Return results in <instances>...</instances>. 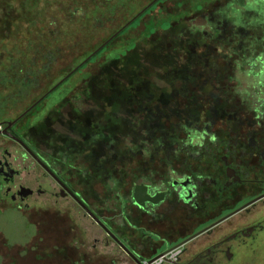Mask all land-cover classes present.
<instances>
[{
	"label": "rangeland",
	"instance_id": "1",
	"mask_svg": "<svg viewBox=\"0 0 264 264\" xmlns=\"http://www.w3.org/2000/svg\"><path fill=\"white\" fill-rule=\"evenodd\" d=\"M102 2L0 0L3 9L0 19H5L0 20V101L10 109L1 113V119L13 120L70 74L35 111L21 120L18 129L25 137H42L44 143L50 142L49 138L54 140L56 136L64 137L67 133L74 140V148L78 147L77 143H81L80 154H74V159L68 162L69 178L73 179L71 184L84 193L88 207L107 226L112 227L114 223L119 225L123 222L118 196L123 201V218L128 225L131 221L129 199L132 161L193 158L186 154L187 151H180L182 155L178 151L176 155L166 153H173L169 151L170 148L182 147L183 150L186 143L198 142L192 134L199 128L227 127L231 111L244 110L246 96L264 94V86L259 90L257 81L247 77L245 68L248 62L239 57L237 50L235 52L227 44L218 43L215 48L218 77L215 85L201 86L196 92L189 89L188 95H185L187 90L177 85L175 92L179 97L169 106V109L175 108L176 102L182 115L187 116L183 109L186 102L184 96L191 98L194 91L193 113L190 111V114L198 111L196 126L192 120L190 124L185 119L163 120L160 121L165 132L163 144H155L152 139L145 138L147 144L140 149H126L121 144L130 142L132 138L121 134L124 129L130 130L136 139H140V135L146 136L143 132L132 131H138L133 126L143 119L141 114L134 112L136 109L138 111L139 105L135 103L132 106L133 117L116 112V118L119 119L111 127L112 134H120L117 135L120 142L114 149V153L116 150L118 154L112 158L108 147L93 152L90 143L91 125L97 132L104 130V133L108 125L105 118L108 113L105 99L108 92L101 74L105 65L135 48L152 49V42L159 38L163 41L164 35L183 27L192 26L207 31L210 21L205 18L216 9L222 10L224 14L232 13V6L243 11L251 9V16L257 11V6H251L253 4L249 0H164L163 4L151 8L141 19L128 24L107 21V16L101 17V14H106L101 7ZM134 2L135 6L131 8L135 14L144 8L147 1ZM29 4H33L32 12H29ZM94 4L98 5L96 9ZM126 24L128 27L117 34ZM107 41L102 50L75 70ZM251 53L252 58L258 54L255 51ZM256 69L258 71L260 66H256ZM261 83L264 84V81ZM11 95L22 97L13 99ZM211 98H216L213 104L210 103ZM141 105L150 107L143 100ZM36 122L41 124L37 131L34 128ZM150 122L148 119L146 124ZM64 123L79 132L74 135L70 129L64 128ZM84 138L89 143V158L87 153H82ZM3 150L12 154L21 151L7 138L0 137V156ZM17 163L14 162L13 167L19 175L14 178L9 195L5 194L6 186L0 180V264H127L120 263L125 259L121 258L103 230L90 217L72 200L59 198V188L47 176L41 182V189L46 193L37 196L38 188L34 180L37 173L32 169L31 160ZM19 186L32 190L33 195L22 201L19 198L12 201L10 195L15 194ZM106 242L107 248L104 246Z\"/></svg>",
	"mask_w": 264,
	"mask_h": 264
},
{
	"label": "flooded vegetation",
	"instance_id": "2",
	"mask_svg": "<svg viewBox=\"0 0 264 264\" xmlns=\"http://www.w3.org/2000/svg\"><path fill=\"white\" fill-rule=\"evenodd\" d=\"M102 1L101 7L106 14L101 17L132 24L164 0H145L144 8L135 14L131 7L135 6L134 1L140 0ZM249 2L257 6L252 16L251 9L243 11L239 7L233 9L234 6L230 14L220 9L212 13H215L217 30L221 27L219 23L229 21L231 36L225 44L247 60V77L257 81L261 90L264 86L261 83L264 81V0ZM254 51L258 54L252 58L250 55ZM256 66H260L258 71ZM50 92L9 121L1 119V113L10 109L0 101V137L7 138L21 150L17 154L3 150L0 156V180L6 186V195L11 193L10 186L19 175L13 167L14 162L21 164L29 159L37 173L34 179L37 196L46 193L41 189V182L47 176L59 188V198L72 200L88 217L87 210L98 219L101 224L90 217L125 259L120 263L264 264L263 93L246 96L244 110L231 111L227 127L199 128L192 134L198 142L186 143L183 150L182 147L170 148L173 153H166L176 155L178 151L182 155L180 151H187L186 154L193 158L133 161L129 199L131 221L128 225L123 218V201L118 196L123 222L111 227L88 207L84 193L71 184L68 162L74 159V154H80L81 143L74 148V140L68 133L44 143L42 137H25L18 129L21 120L35 111ZM40 127L41 124H34L36 131ZM64 128L74 135L79 132L66 123ZM85 141L82 153H87L89 158V143ZM21 188L19 186L18 191L10 195L12 201L17 198L22 201L33 195L31 190L23 196ZM104 246L107 248L108 242Z\"/></svg>",
	"mask_w": 264,
	"mask_h": 264
},
{
	"label": "trees",
	"instance_id": "3",
	"mask_svg": "<svg viewBox=\"0 0 264 264\" xmlns=\"http://www.w3.org/2000/svg\"><path fill=\"white\" fill-rule=\"evenodd\" d=\"M29 6V12H32L33 4H29ZM153 7L155 6L151 8ZM0 9V15L2 16V6ZM0 20L4 21L5 19L1 17ZM205 20L210 21L207 31L201 30V28L198 30L192 26L183 27L173 33L164 35L163 38L161 37L164 39L163 41L159 38L152 42V49L135 48L129 54L110 61L102 68L101 74L106 82L104 87L108 92L105 98L108 108L105 118L108 125L105 133L104 130L97 132L94 126L91 125L90 143L93 152L103 151L101 147H108L112 158L118 154L116 150L114 153V149L120 142L117 136H120V134H112L111 127L115 126L114 124L119 119L116 118L118 116L116 112L132 116V106L135 103L139 105L138 111L136 109L134 112L141 114L143 119L141 118L138 124L133 126L138 128V131H132L143 132L146 136L140 135L139 138H141L136 139L130 130L124 129L121 134L123 136L130 135L133 139L125 144L121 142V145L126 149L132 147L140 149L142 145L147 144V141H144L145 138L152 139L155 144H163L165 142V132L163 122L161 124L160 121L176 118L185 119L188 124L192 120V124L197 125L198 111L195 110L193 115L190 114V111L193 113V110H191L193 92L202 88L201 86L210 87L215 85L218 79L215 48L218 43L224 45L231 36L228 20L219 23L220 30L216 29L215 13H210ZM166 44L168 47H166ZM158 83H161V85H158ZM177 85L180 86L179 88L187 90L185 95L190 94L189 89L194 90L191 93V98L184 96L186 102L183 109L187 116L182 115V110L178 109L176 102L174 103L175 108L169 109V106L173 105V101L179 97L175 92ZM211 96L214 97L215 95L211 94ZM142 100L147 102L150 107H142ZM214 101H216V98L215 100L211 98L210 103L213 104ZM152 115L154 117H150ZM148 119L151 122L146 124ZM227 124L229 125V122Z\"/></svg>",
	"mask_w": 264,
	"mask_h": 264
},
{
	"label": "water",
	"instance_id": "4",
	"mask_svg": "<svg viewBox=\"0 0 264 264\" xmlns=\"http://www.w3.org/2000/svg\"><path fill=\"white\" fill-rule=\"evenodd\" d=\"M131 23V22H130ZM130 23H128V24H130ZM128 24H126L125 25V27L128 25ZM125 27H123L120 31H122ZM109 41H107L106 43H104L103 45H101L94 53H92L90 56H88L87 58H86V60L84 61V62H82L78 67H76L75 68V70H77L80 66H82L85 62H87L92 56H94V54L95 53H97L98 51H100L107 43H108ZM74 70V71H75ZM69 75L70 74H68V76H66V78H64L61 82H59L55 87H53L52 89H51V91L53 90V89H55L57 86H59L65 79H67L68 77H69ZM29 193H31V190H29V189H21V194L23 195V196H26L27 194H29ZM86 209V208H85ZM87 210V209H86ZM87 213L89 214V216L95 221V222H97L98 224H101L99 221H98V219H96L88 210H87Z\"/></svg>",
	"mask_w": 264,
	"mask_h": 264
}]
</instances>
